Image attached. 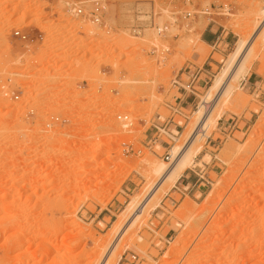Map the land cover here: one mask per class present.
<instances>
[{"label":"rangeland","instance_id":"rangeland-1","mask_svg":"<svg viewBox=\"0 0 264 264\" xmlns=\"http://www.w3.org/2000/svg\"><path fill=\"white\" fill-rule=\"evenodd\" d=\"M37 2L25 25L44 39L28 46L11 43V27L26 19L14 17L20 7L0 5V264H264V39L194 143L184 170L203 181L200 194L166 201L179 177L154 174L172 158L163 159L159 144L144 147L143 123L168 114L174 75L193 55L197 65L209 57L212 47L200 34L216 22L227 44L213 53L218 64L195 103L175 117L182 134L172 148L188 141L194 111L238 39L254 43L260 33L264 0H154L163 36L152 28L129 33L134 12L150 11L147 1L110 0L109 32L67 15L62 0ZM204 7L211 15L200 13ZM184 11L199 14L184 18ZM153 43L168 48L164 59L149 53ZM251 73L257 83L248 89L242 82ZM17 84L23 102L2 95ZM30 107L35 117L25 116ZM123 114L132 120L127 128L117 118ZM50 116L60 121L44 129ZM14 175L22 178L14 182ZM151 191L128 227V203Z\"/></svg>","mask_w":264,"mask_h":264},{"label":"built area","instance_id":"built-area-1","mask_svg":"<svg viewBox=\"0 0 264 264\" xmlns=\"http://www.w3.org/2000/svg\"><path fill=\"white\" fill-rule=\"evenodd\" d=\"M47 2H55L59 0H46ZM64 3V9L67 15L79 20L80 22H88L103 31L109 32L112 30L110 24L106 20L107 14V5L110 0H62ZM137 1H147L151 4L150 11H141L136 10L133 14V21L129 27V33L133 36H139L145 29L152 28L156 31L157 36H163L167 30L165 24H157L155 22L157 13H154L152 6L154 0H137ZM175 1V0H170ZM0 5L6 9H11L13 7H20L18 11L14 14V17H19L22 13L25 15V21L19 25L14 24L11 27L10 37L11 43L19 42L24 46L30 44L41 42L44 39V32L38 27L29 24L25 25L29 21L33 14L32 9L37 5V0H0ZM211 9L216 7L210 5ZM31 9V10H30ZM218 10L222 9V6H217ZM201 14L211 15L208 7L200 9ZM221 13L220 11L218 12ZM173 14V13H172ZM199 13L184 11L182 16L184 18L195 17ZM168 48L165 45H159L158 43H153L150 46L149 53L156 57L157 59H164ZM201 68L188 70L187 72L179 69V71L174 75V78L171 81V85L176 89V94L172 96L173 102H168L165 104V108L168 111L166 116H162L159 113H155L152 119L148 122H143L144 126L147 125L145 132L148 133L147 141L144 142L145 148H150L153 144H159L162 148L165 149L163 159L166 161L171 160V148L173 144L179 139L182 134L181 121H176V116H184L183 110L185 109L186 98L192 96L195 99L198 97V88L196 82L198 80V75L201 72ZM184 72L185 75L180 77V73ZM14 75H17L14 73ZM212 76V74H210ZM210 76L206 79L209 80ZM24 88L22 84H17L14 90L3 89L2 95L9 98V100L14 102H21L22 96L24 95ZM23 102V101H22ZM28 103V102H27ZM26 117H35L34 108L30 107L26 110ZM128 114L118 115L117 118L121 120L122 125L127 128L132 125V120L128 118ZM59 117L50 116L44 123V129H49L55 122H58ZM65 120H61L64 122ZM124 148L126 152L130 151V146L125 145ZM139 152V151H138Z\"/></svg>","mask_w":264,"mask_h":264},{"label":"bare ground","instance_id":"bare-ground-1","mask_svg":"<svg viewBox=\"0 0 264 264\" xmlns=\"http://www.w3.org/2000/svg\"><path fill=\"white\" fill-rule=\"evenodd\" d=\"M260 12L263 15V20L258 27L260 33H256L254 43L252 41H248L247 38L241 37L238 39L233 51L230 53L228 59L226 60L224 68L209 86L204 96L201 98L198 104L199 106L194 111V114L196 115V122L188 141L182 147L171 148V163L169 165L161 163L153 170L154 174L157 177L161 178L162 180H168L170 182L176 180V178L179 177V175L184 171L185 167L189 164V159L192 153L197 150L194 147V143L199 138L198 136L204 134L205 129L215 123L216 119L219 117L220 111L219 108H216L219 102V98H224L222 100L224 105L231 92L230 82L232 80L234 81V79L239 78L246 72L249 67V64H247V56H250L252 50L255 52L257 50V44L262 39H264V6L260 9ZM21 178V175H14L12 176V181L17 182L20 181ZM152 195L153 191L149 192L148 195H146V197L143 199V201L137 205H135L133 201L128 203L126 211L123 212L122 215V217L125 219L127 218L126 212L132 211V215L128 220L129 223H127L128 227L131 226L133 222L137 220V218H140ZM116 246L117 244L111 245L109 253H111L116 248Z\"/></svg>","mask_w":264,"mask_h":264},{"label":"crops","instance_id":"crops-1","mask_svg":"<svg viewBox=\"0 0 264 264\" xmlns=\"http://www.w3.org/2000/svg\"><path fill=\"white\" fill-rule=\"evenodd\" d=\"M200 40L203 44L211 46L212 51L209 54V57L203 61L201 65L195 64L198 59L199 55H193L190 61H186V63L181 68L183 71L187 72L188 70L198 69L201 68V72L198 75V80L196 82L197 88H204L207 84L206 79L212 74V67L211 64H218L217 61L213 60V53H222V49L220 46L226 45V38H225V30L217 24L216 22L209 21L207 25H205L200 34ZM180 73V77H183L184 72ZM258 76L251 73L246 78L243 79L242 85L247 87L248 89L252 88L257 81L255 78ZM195 98L190 96L186 98L187 105L185 108H189L192 104L195 103ZM204 184L203 181H200L199 178L195 179V176L191 175V171L184 170L182 174L176 181L175 189L169 190L168 194L166 195V201L169 203L175 204V196L179 195L180 197L184 198L186 195L191 193L192 196H195L197 193H201V185Z\"/></svg>","mask_w":264,"mask_h":264}]
</instances>
